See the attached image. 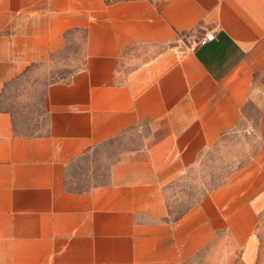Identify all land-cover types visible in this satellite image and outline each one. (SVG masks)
<instances>
[{"label": "crops", "instance_id": "1", "mask_svg": "<svg viewBox=\"0 0 264 264\" xmlns=\"http://www.w3.org/2000/svg\"><path fill=\"white\" fill-rule=\"evenodd\" d=\"M85 34L46 85L41 131L0 107V264H181L219 237L257 264L264 208V0H0V96ZM214 39L200 44L207 32ZM259 107V147L179 218L165 185ZM106 179L67 184L95 147Z\"/></svg>", "mask_w": 264, "mask_h": 264}, {"label": "rangeland", "instance_id": "2", "mask_svg": "<svg viewBox=\"0 0 264 264\" xmlns=\"http://www.w3.org/2000/svg\"><path fill=\"white\" fill-rule=\"evenodd\" d=\"M84 40V32H72L65 51L33 65L4 88L0 96V107L11 112L19 131L35 133L42 130L46 119L43 103L46 85L68 77L71 72L83 66ZM259 112V107L250 104L247 108L248 118L240 128L222 137L201 155L193 167L165 185L170 218L175 219L184 214L203 193L220 184L230 172L245 164L255 154L259 147L256 130ZM128 145V141L118 144L112 141L90 150L69 170L68 186L83 189L105 181L108 165L116 150ZM257 236L260 241L257 264H264V208L260 212ZM236 255L237 252L231 249L227 240L219 237L181 264H232Z\"/></svg>", "mask_w": 264, "mask_h": 264}, {"label": "built area", "instance_id": "3", "mask_svg": "<svg viewBox=\"0 0 264 264\" xmlns=\"http://www.w3.org/2000/svg\"><path fill=\"white\" fill-rule=\"evenodd\" d=\"M215 37V33L213 31H209L207 33H205L199 40L200 44H205L206 42L214 39Z\"/></svg>", "mask_w": 264, "mask_h": 264}, {"label": "trees", "instance_id": "4", "mask_svg": "<svg viewBox=\"0 0 264 264\" xmlns=\"http://www.w3.org/2000/svg\"><path fill=\"white\" fill-rule=\"evenodd\" d=\"M179 218V217H178Z\"/></svg>", "mask_w": 264, "mask_h": 264}]
</instances>
